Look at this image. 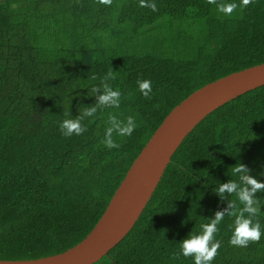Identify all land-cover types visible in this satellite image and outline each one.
Instances as JSON below:
<instances>
[{"label": "trees", "instance_id": "16d2710c", "mask_svg": "<svg viewBox=\"0 0 264 264\" xmlns=\"http://www.w3.org/2000/svg\"><path fill=\"white\" fill-rule=\"evenodd\" d=\"M154 2L157 11L139 0H0V259H36L81 242L174 107L264 63V0L231 17L207 0ZM109 74L120 107L98 110L84 121L86 132L64 137L60 122L94 105L92 89ZM138 79L153 82L151 99ZM112 115L133 116L137 128L114 133L118 147L109 149ZM242 163L264 180V86L192 130L132 230L95 264H193L180 241L227 207L212 189ZM257 195L264 226V193ZM232 219L220 225L213 264H264V237L247 248L229 244Z\"/></svg>", "mask_w": 264, "mask_h": 264}, {"label": "water", "instance_id": "95a60500", "mask_svg": "<svg viewBox=\"0 0 264 264\" xmlns=\"http://www.w3.org/2000/svg\"><path fill=\"white\" fill-rule=\"evenodd\" d=\"M264 86V63L233 72L197 89L166 116L136 157L90 233L64 252L0 264H95L132 230L172 157L192 130L229 101Z\"/></svg>", "mask_w": 264, "mask_h": 264}, {"label": "clouds", "instance_id": "9594fccd", "mask_svg": "<svg viewBox=\"0 0 264 264\" xmlns=\"http://www.w3.org/2000/svg\"><path fill=\"white\" fill-rule=\"evenodd\" d=\"M99 3L110 6L112 0H99ZM209 5H215L219 14L223 17H231L239 9L247 8L252 0H231V2H219L218 0H207ZM140 8H151L157 11V6L149 0H139ZM113 77L109 74L101 81L99 87H94L92 91L96 93V103L83 109L75 118H66L59 124V129L64 137L73 135L80 136L87 131L84 121L87 118H95L98 110L106 107L119 108L122 94L118 89H114L108 83V79ZM95 79V77H93ZM137 87L139 92L148 99H151L153 92V82L150 79H138ZM109 127L105 129L104 144L107 148L118 147L113 140L115 133L119 137H128L137 128V121L133 116H128L125 120L118 119L115 115L109 117ZM230 176L232 179L224 183H219L212 191L226 200L228 205L223 210H217L209 222L200 225L198 232H191L185 239L180 241V255L185 258L191 257L193 264H213L219 249L221 240L218 239L220 225L225 217L232 219L229 225L231 236L229 244L233 247L247 248L250 242H259L264 237V226L257 219L261 211V200L258 193H264V180L250 174V169L245 165L235 167ZM234 196V200L228 197Z\"/></svg>", "mask_w": 264, "mask_h": 264}]
</instances>
